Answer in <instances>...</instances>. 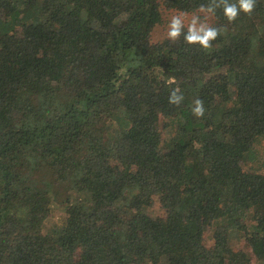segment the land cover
Segmentation results:
<instances>
[{"label":"trees","instance_id":"16d2710c","mask_svg":"<svg viewBox=\"0 0 264 264\" xmlns=\"http://www.w3.org/2000/svg\"><path fill=\"white\" fill-rule=\"evenodd\" d=\"M223 4L0 0V264H264V0Z\"/></svg>","mask_w":264,"mask_h":264},{"label":"clouds","instance_id":"9594fccd","mask_svg":"<svg viewBox=\"0 0 264 264\" xmlns=\"http://www.w3.org/2000/svg\"><path fill=\"white\" fill-rule=\"evenodd\" d=\"M256 0H237V3H229L228 0H224L223 11L229 21H234L240 11L251 14L255 8ZM219 29L208 26L207 24L196 26V21L193 20L189 26L188 34L185 36V41L189 44H199L205 49L212 47L211 42L219 35ZM181 35V21L178 18H173L168 31V37L175 41ZM179 89H174L170 96L169 102L172 104H179L183 100V96L178 94ZM192 111L196 116H203L204 109L201 100L197 99Z\"/></svg>","mask_w":264,"mask_h":264},{"label":"rangeland","instance_id":"374dc122","mask_svg":"<svg viewBox=\"0 0 264 264\" xmlns=\"http://www.w3.org/2000/svg\"><path fill=\"white\" fill-rule=\"evenodd\" d=\"M178 18L181 24L190 26L192 21H196V26L199 28L202 25L210 24L212 22L211 16L205 14L204 12L186 13L178 12L176 10H169L165 12L164 22L157 26L153 33V40L158 41L164 39L168 35L169 25L173 18ZM157 209V207H155ZM154 210L155 214L160 215L162 212L160 210ZM57 218L53 217L51 223H56Z\"/></svg>","mask_w":264,"mask_h":264}]
</instances>
